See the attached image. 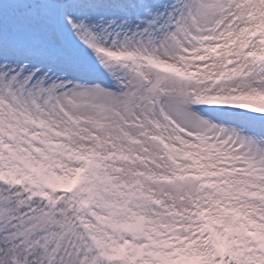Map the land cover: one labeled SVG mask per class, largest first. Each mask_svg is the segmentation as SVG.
Wrapping results in <instances>:
<instances>
[{
    "label": "snow or ice",
    "instance_id": "obj_1",
    "mask_svg": "<svg viewBox=\"0 0 264 264\" xmlns=\"http://www.w3.org/2000/svg\"><path fill=\"white\" fill-rule=\"evenodd\" d=\"M0 264H264V0H0Z\"/></svg>",
    "mask_w": 264,
    "mask_h": 264
}]
</instances>
